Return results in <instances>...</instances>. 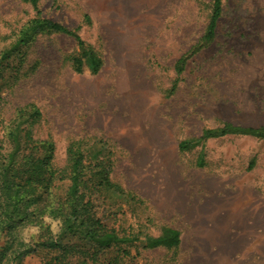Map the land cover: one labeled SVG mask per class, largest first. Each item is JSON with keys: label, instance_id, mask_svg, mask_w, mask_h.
<instances>
[{"label": "rangeland", "instance_id": "rangeland-1", "mask_svg": "<svg viewBox=\"0 0 264 264\" xmlns=\"http://www.w3.org/2000/svg\"><path fill=\"white\" fill-rule=\"evenodd\" d=\"M38 10L78 32L102 60L97 72L86 61L74 69L80 48L66 34L10 49ZM211 10L212 0H38L37 10L0 0V157L14 124L18 152L42 156L51 141L57 170L76 143L92 217L139 237L98 249L45 213L0 231V264H49L60 250L37 244L57 238L74 247L62 264H264V140L178 145L224 123L264 127V0H222L215 37L201 45ZM69 184L55 179L46 203L62 202ZM164 225L180 231L179 246L146 248ZM26 246L35 250L14 258Z\"/></svg>", "mask_w": 264, "mask_h": 264}, {"label": "trees", "instance_id": "trees-1", "mask_svg": "<svg viewBox=\"0 0 264 264\" xmlns=\"http://www.w3.org/2000/svg\"><path fill=\"white\" fill-rule=\"evenodd\" d=\"M28 1L34 9H38V0ZM222 13V0H212V10L205 32L201 37V45L209 43L216 34L218 19ZM41 33H62L72 36L80 48L78 55L71 57L74 69L81 71L84 61L92 72H97L102 64L98 54L85 46L84 41L75 29L41 15L38 10L34 17L22 25L11 50L19 46H26ZM9 51L1 53L0 58L5 59ZM186 58H179L176 65L181 71ZM34 117L39 116V110L33 108L31 112ZM24 115V110L19 109V116ZM20 126L17 124L9 130L8 136L14 143L13 149L0 157V231L11 229L15 223L34 221V216L47 214L51 218L61 219L63 233L80 234L89 239L98 249L110 248L121 244H132L139 240L135 234L120 236L114 229L107 228L99 219L90 214V202L86 200L87 184L85 181L86 164L84 154L80 147L75 148L72 143L67 149V169L57 170L53 167L54 144L44 141L45 152L42 156L32 153L18 152L20 147ZM228 134L252 136L264 140V127L240 126L224 123L222 126L206 127L197 141L183 139L179 142V149L187 150L193 144L211 137H222ZM24 137L30 139L29 130H25ZM80 143V142H79ZM22 153V154H21ZM202 163V162H201ZM254 161L249 163L248 168L253 167ZM55 179H68L70 184L67 188L65 198L56 205L46 203L48 195ZM102 180L108 186H113L109 181L107 172L103 170ZM115 186V185H114ZM115 188L119 189L117 186ZM40 202H42L40 204ZM146 248L166 247L176 248L181 242L180 231L174 227L164 225L158 235L144 236ZM48 249L60 250V253L51 258L49 264H62L66 254L73 246H66L57 238L37 244ZM35 250L33 246H26L16 253L14 258L20 259ZM123 253L126 249L123 248Z\"/></svg>", "mask_w": 264, "mask_h": 264}]
</instances>
